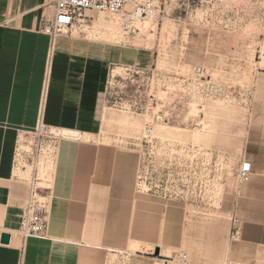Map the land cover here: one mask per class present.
<instances>
[{
    "label": "rangeland",
    "instance_id": "1",
    "mask_svg": "<svg viewBox=\"0 0 264 264\" xmlns=\"http://www.w3.org/2000/svg\"><path fill=\"white\" fill-rule=\"evenodd\" d=\"M152 8L154 15L135 18L128 28L124 19L135 4L116 14L94 11L72 32L105 41L119 53L108 71L131 65L167 74L169 82L157 85L159 102L178 116L175 122H158L157 111H125L102 100L103 128L139 135L121 146L138 155L132 243L140 246L107 250L103 261L184 264L179 255L186 253V264H226L225 251L236 240L232 208L239 159L251 146L264 155V0H156ZM196 68L205 70L218 92L200 99L186 92L191 98L184 105L175 99L181 96L179 79L196 76ZM191 103L197 107L191 110ZM48 135L63 136L39 128L29 142L23 138L16 162L18 174L29 186L35 181L39 191L49 184L60 146Z\"/></svg>",
    "mask_w": 264,
    "mask_h": 264
},
{
    "label": "crops",
    "instance_id": "2",
    "mask_svg": "<svg viewBox=\"0 0 264 264\" xmlns=\"http://www.w3.org/2000/svg\"><path fill=\"white\" fill-rule=\"evenodd\" d=\"M55 14L56 0H0V264H104L107 250L140 247L132 243L138 155L121 146L139 135L103 128L105 79L119 53L105 41L74 34L53 39L44 22ZM41 124L67 135H48L60 145L40 191L49 237L24 239L30 186L16 162L21 141L29 142ZM251 147L239 159L248 162L249 181L236 173L232 229L238 237L225 251L226 264H264V155Z\"/></svg>",
    "mask_w": 264,
    "mask_h": 264
},
{
    "label": "built area",
    "instance_id": "3",
    "mask_svg": "<svg viewBox=\"0 0 264 264\" xmlns=\"http://www.w3.org/2000/svg\"><path fill=\"white\" fill-rule=\"evenodd\" d=\"M129 3L135 4L136 10H134L133 14H128L124 19L126 28L131 27L135 18H140L148 13L149 16L154 15L152 7L156 0H143V2H138V0H56L55 17L44 25V30L53 39L58 35L72 34L73 29L77 28L78 25L93 18L90 12L102 11L116 14L125 11V7ZM123 69L125 70V75H122L121 72L113 74V69L108 71L103 91L104 104L125 111H157L155 114L156 121L175 122L178 117L175 109H172L169 105L166 106L161 100L159 102L160 98L158 97L159 87L157 85L159 83L165 85L169 82L170 79L167 74L160 73L156 68L152 67L141 68L130 65ZM195 74L196 76L189 77V79H179L178 86L181 87V90H177V92L181 96L177 93L175 99L180 100L184 105L190 104V98H193V96V99H200L217 95L218 88H216L212 79L208 80V74L204 69L199 68L198 70L196 68ZM186 92L191 93V97ZM247 165L248 162L242 163L239 170L238 175L241 182H247L250 179ZM35 179L37 180V178ZM39 192L36 182L33 181L29 187L28 201L23 211L20 227V233L24 239L29 237H49L47 205L44 200L40 199L42 196ZM232 237L237 239L238 232L235 231ZM187 257L186 253L180 254L179 261L186 264Z\"/></svg>",
    "mask_w": 264,
    "mask_h": 264
},
{
    "label": "bare ground",
    "instance_id": "4",
    "mask_svg": "<svg viewBox=\"0 0 264 264\" xmlns=\"http://www.w3.org/2000/svg\"><path fill=\"white\" fill-rule=\"evenodd\" d=\"M96 12H102V11H96ZM92 12H90V14H91ZM104 13H107V12H104ZM74 30V29H73ZM117 67H120V72H121V69H123V67L122 66H116V67H114L113 68V74H118V73H116V69H117ZM194 105H195V107H197V105H196V103H191V110L193 109V107H194ZM191 110H190V113L191 114H193L192 112H191ZM199 110V109H198ZM198 113V112H197ZM195 115H197V114H195ZM40 130H41V132H44L45 130H46V128H45V125L44 124H41V126H40ZM152 130L150 129V130H148V132H151ZM51 133L52 134H54V135H57V134H64L65 133V131H62V130H59V129H56V128H51ZM68 134L69 135H71V136H77V134L78 133H72V132H68ZM79 135V134H78ZM41 165H45L44 163H41ZM183 254H185V253H183ZM187 256H188V254H187ZM187 261H188V257H187Z\"/></svg>",
    "mask_w": 264,
    "mask_h": 264
},
{
    "label": "water",
    "instance_id": "5",
    "mask_svg": "<svg viewBox=\"0 0 264 264\" xmlns=\"http://www.w3.org/2000/svg\"><path fill=\"white\" fill-rule=\"evenodd\" d=\"M10 238H11V236H10L9 233H3L1 240H2L3 243H9L10 242ZM155 254L156 255H159L160 254V248L159 247L156 248Z\"/></svg>",
    "mask_w": 264,
    "mask_h": 264
}]
</instances>
